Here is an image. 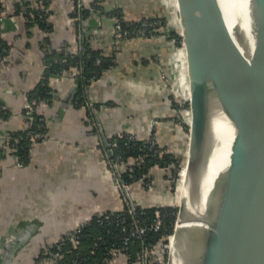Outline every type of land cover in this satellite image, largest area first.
<instances>
[{"label": "crops", "instance_id": "crops-1", "mask_svg": "<svg viewBox=\"0 0 264 264\" xmlns=\"http://www.w3.org/2000/svg\"><path fill=\"white\" fill-rule=\"evenodd\" d=\"M0 5V38L7 48L0 56V264H42L48 250L78 226L122 210L104 140L131 131L140 140L154 136L162 147L186 153L188 127L171 86L173 37L168 29L132 37L114 31L117 20L161 17L172 9L164 0H99L82 29L90 46L114 63L83 85L65 73L46 76L49 55L77 50L74 0H0ZM40 6L46 11L43 24L24 12ZM42 79L50 99L38 102L36 112L44 117L45 139L31 141L19 165L9 135L26 128L24 110ZM81 86L88 105L76 102ZM151 170L150 189L131 187L143 207L168 196L165 170ZM117 258L111 264H125Z\"/></svg>", "mask_w": 264, "mask_h": 264}, {"label": "water", "instance_id": "water-1", "mask_svg": "<svg viewBox=\"0 0 264 264\" xmlns=\"http://www.w3.org/2000/svg\"><path fill=\"white\" fill-rule=\"evenodd\" d=\"M177 13L186 46L191 114L184 160L189 157L191 164L193 218L183 223L195 226L187 235L185 264H264V0H178ZM245 115L258 129L254 136L249 130L234 133ZM175 189L173 197L153 206H176ZM206 202L214 218L205 233L199 226L208 212ZM210 229L221 232L210 235ZM222 229L231 237H225L229 262L218 243L203 248L225 236ZM174 237L165 264H175L177 231Z\"/></svg>", "mask_w": 264, "mask_h": 264}, {"label": "trees", "instance_id": "trees-1", "mask_svg": "<svg viewBox=\"0 0 264 264\" xmlns=\"http://www.w3.org/2000/svg\"><path fill=\"white\" fill-rule=\"evenodd\" d=\"M98 4L99 0H84L83 5L81 8V17H82V22L87 18L93 11L98 9ZM26 12L29 14L31 12V18H35V20L41 22L42 24L45 21V16H46V11L44 9H41L42 16L39 17L37 15V10L38 7L36 8H26ZM23 11V9L21 10ZM156 19H159L161 21L160 26L156 27L155 29L151 30V32L147 34H153L157 32H163L166 29L169 31V35L176 40L180 39V35L177 33V30L171 29V25H174L176 23V15H174L173 11H168L167 15L161 16V17H155ZM155 18H144V19H155ZM141 19V20H144ZM135 21V22H128L124 21L123 19L121 20L122 25L128 26V25H137L141 22ZM1 44L3 40L0 39ZM176 44V42H174ZM5 45V44H4ZM77 47V50L75 51H62L61 53H56L49 55L47 58V67H46V76H49L51 74H61L65 73L66 75L70 76H77L80 78V75L83 77H90L95 73V77L98 76L102 70L105 68H108L114 63V59L111 55L104 53L100 49H95L90 46L88 36L87 39L84 37L83 43H82V49L79 50ZM65 54V61H62L63 57ZM0 55L2 56L3 54L1 53L0 49ZM101 57L102 62L101 64H96V58ZM79 67H81V72L79 73ZM94 77V78H95ZM82 80V79H81ZM50 87L47 84L46 79H42L36 90L33 91L29 95V98L32 99H45L49 101L50 97L48 95ZM83 86L78 91V103H81L83 101L82 96H83ZM175 97H173L174 100ZM175 108L178 107V102H174ZM179 108V107H178ZM38 114V113H37ZM37 114L34 113L30 115V126L34 124V120L37 117ZM39 115V114H38ZM27 131V127L22 130L21 132L17 134H11L9 135L11 138L9 140V146L10 150L12 153H15L18 157V160L23 161V164L25 163L26 157H27V152L29 149V145L31 143L30 139L24 138V135ZM13 137V138H12ZM141 142L132 144L129 147H124L121 145L119 147V150L123 152V158L125 159L126 163V168L129 170V173L134 174V178L131 179L128 177L127 172L122 173V179L124 180L125 183L131 184V181L138 179L141 180L140 177L144 174H148L152 172V168L159 167L161 169L165 170L164 173V178L166 179V184L168 185L167 187L170 188L171 191H174L175 184L177 182V176H176V171L168 164V162L174 161L175 162V167H181L184 159H185V152L182 154H177L174 150H169L165 147L163 148V154H161L159 157L158 156H151L148 154L146 151H144L141 147ZM146 178V177H144ZM159 208L162 211L166 213V220H165V228L162 229L160 232H152L148 233L145 236L144 239V246H147L149 249L148 252V259H147V264H161V261H165L166 259V252H161L162 251V245L165 243L164 240V235L167 233H171L174 227V222L176 218V212H177V207L172 205V206H161V207H143V206H137V211L139 210H144L145 212L150 213L153 209ZM97 215L92 218V220L85 224L83 232L86 234L84 237L81 238L80 245H79V252L85 253L88 252L90 248H96V251L98 252L97 254H101V252L108 246H110L111 243H116L119 244V229L116 228L115 226H108L111 230L106 232L107 226L100 225L97 219ZM73 232V231H72ZM101 233L103 234V239L104 243H101V241H97L96 237L97 235ZM61 246V251L63 252V256L59 258L54 264H71L72 259L76 256L77 251L73 249L70 245V241L67 238L62 239ZM143 245L139 241L133 242L129 250L128 254H130L128 258L123 253L118 254L119 259L121 258L124 260L125 264H142L141 262L137 261L135 259V254L143 247ZM48 249V248H47ZM57 248L54 246L51 249H49V253H52L56 251ZM44 252V249L41 250V254ZM115 257V258H116ZM114 258V259H115ZM117 258V260H118ZM114 259L112 261H114ZM111 261V263H112Z\"/></svg>", "mask_w": 264, "mask_h": 264}, {"label": "built area", "instance_id": "built-area-1", "mask_svg": "<svg viewBox=\"0 0 264 264\" xmlns=\"http://www.w3.org/2000/svg\"><path fill=\"white\" fill-rule=\"evenodd\" d=\"M84 0H74V9H73V20L76 24L77 29V40H78V49H82V43L84 39V31L82 29V17H81V8ZM170 3V7H171ZM43 6H40L37 10V15L41 17L43 14L41 12ZM2 7L0 5V22L2 20ZM26 12V10H24ZM177 19V18H176ZM178 23V19H177ZM161 21L159 19H144L137 25H122L121 20H117L114 24V31L118 36L121 37H132V36H145L147 33L151 32V30L160 26ZM1 39V38H0ZM181 44V43H180ZM177 48V47H176ZM1 53L4 56L7 51L6 46L0 42ZM78 50V51H79ZM1 56V55H0ZM65 61V54L62 59ZM102 58H96V64H101ZM81 67H79V73L81 72ZM95 77V73L90 77H83L80 75V79H82V83L87 84ZM83 101L81 104L88 105L86 99H84V89L82 90ZM47 101L45 99H34L32 98L25 107L24 115L28 118H31L30 115L36 113L37 103L40 101ZM78 103V98L76 100ZM39 114V113H38ZM34 120V124L30 126V119L27 121V131L24 135V138L30 139L31 141L43 140L45 139V120L42 115H38ZM93 125L95 126V122L93 121ZM141 142V147L144 151H146L151 156H160L163 154V148L159 144L158 140L152 136L146 140H140L133 132L126 131L116 134L110 140H104L101 143V148L104 152L106 164L110 171L113 182L119 191L121 202L123 204V208L118 212H108L104 214L97 215V219L100 225L107 226L106 232L110 230L108 226H115L119 229V244L111 243L110 246L106 247L101 254H97L96 248H90L88 252L81 253L79 252V245L81 238L86 234L83 232L84 226H78L71 235L69 236L70 245L75 251H77L76 256L72 259L71 264H111V261L118 256V254L123 253L126 258L130 257L127 252L129 250L130 245L139 241L142 245L144 244L145 236L148 233L160 232L165 227L166 213L159 208L153 209L150 213L145 212L144 210L137 211L136 204H133L131 201V187L135 183L138 185L140 190H148L152 187V178L150 173L144 174L140 177L141 180L135 179L131 181V184H127L122 179V173L127 172L129 178L133 179L134 174L129 173V170L126 168L125 159L123 158V152L119 150V147L123 145L124 147H129L132 144ZM19 165L23 164V161H18ZM168 164L176 171L177 183H178V173L180 168L175 167L174 161H169ZM146 177V178H144ZM177 186V185H176ZM175 186V187H176ZM111 232V230H110ZM171 233H167L164 235V240H166ZM97 241H101L104 243L103 234L99 233L96 237ZM61 244L59 242L55 246L57 248L56 251L52 253H48L46 257L41 260L42 264H54L59 258L63 256V252L61 251ZM164 246V244L162 245ZM167 246V245H165ZM164 246V247H165ZM149 249L147 246H144L135 254V259L142 264H147Z\"/></svg>", "mask_w": 264, "mask_h": 264}, {"label": "bare ground", "instance_id": "bare-ground-1", "mask_svg": "<svg viewBox=\"0 0 264 264\" xmlns=\"http://www.w3.org/2000/svg\"><path fill=\"white\" fill-rule=\"evenodd\" d=\"M177 1L178 0H175L176 4H174V7L176 9L178 6ZM209 6H210V14L212 18L211 20H213L214 8L210 1H209ZM234 9L235 10L239 9V5L234 6ZM243 14L246 15L244 8H243ZM230 16H231L230 24L232 25L234 23V19L232 17L231 12H230ZM237 23L242 25V22L240 19ZM244 23H245L244 28H246L247 27L246 20H244ZM172 61L176 68V72H175L176 86L179 89L180 93L185 95L189 101L190 87H189V78H188L186 46L184 42H181V44L175 49L173 53ZM187 115H188L187 122L189 123L190 116H191L190 108L187 111ZM241 130L246 131V132L247 130H249L251 133H248V132L247 133L249 135L254 136V134L257 132L258 129L255 123L253 122V120L249 118L247 115H245L243 119L241 120V122L239 123V125L237 126V128L234 130V133H237ZM190 180H191V164H190L189 157H187V160L186 161L184 160L182 167L180 168V171L178 173V183L175 189V203H176L177 208H179V210L177 209V219L173 227L174 229L173 233L169 235V237L166 239L168 241L167 249H169L170 244L172 240L175 238L174 236L177 231L178 247H177L175 264H183V262L185 264L186 251H187V248L189 247L188 242H187V235L189 234L191 230H194L195 228L194 222L190 228H186L184 225L185 220L187 218H193L189 216L190 214H189L188 194H189V185H191ZM203 204H204V208L206 212L207 210L208 212L204 214L202 218V226H199V228L202 232L206 233L205 228H208V223L210 221L213 222L214 215L212 214L211 209L209 208L207 202ZM208 232L210 233V235H213V234H219L221 230L210 229ZM222 232H224L225 236L220 234L218 242L215 240H210V242L207 245L205 246L203 245V248H207V247L215 248L218 243L219 245L218 249L220 253L224 256L223 259L229 262L228 261L229 258L227 257V252H226L227 246L225 242L226 241L225 237L226 238L228 237L229 240H231V237L229 236V233L225 229H222ZM217 255L220 256V254H217ZM224 260H223V263H224Z\"/></svg>", "mask_w": 264, "mask_h": 264}, {"label": "rangeland", "instance_id": "rangeland-1", "mask_svg": "<svg viewBox=\"0 0 264 264\" xmlns=\"http://www.w3.org/2000/svg\"><path fill=\"white\" fill-rule=\"evenodd\" d=\"M165 3L167 4H171V9L174 13V15H176L177 19H178V13H177V9L174 7V4H176L175 0H164ZM178 2V1H177ZM170 6V5H169ZM177 19H176V23H174V26H175V30H177V33L180 35V28L178 26L179 23H177ZM181 36V35H180ZM174 41L176 42L175 44V47H178L180 45V43L182 42V38L180 37L179 40H176L175 38H173ZM176 49V48H175ZM175 51V50H174ZM174 53V52H173ZM172 57H173V54H172ZM172 66H173V73H172V87L174 88V90L172 91L174 97L176 98L177 102H178V113H179V118L181 120V122L184 124V126H187L188 127V122H187V111L189 110V103H188V99L185 95H183L182 93H180L179 89L177 88L176 86V75H175V72H176V68H175V65L172 61ZM178 145V144H177ZM184 152V151H183ZM177 185V182L175 184V186ZM168 197L169 196H174V194L172 195L173 191L170 190V188H168ZM174 203V201H171ZM175 204V203H174ZM175 206V205H174ZM176 219V218H175ZM175 224V222H174ZM173 233V230L171 232V234ZM165 245H168V241L165 240V243H164V246ZM162 246V251L161 252H166V255H167V252H168V249H167V246ZM161 264H165V261H161Z\"/></svg>", "mask_w": 264, "mask_h": 264}]
</instances>
